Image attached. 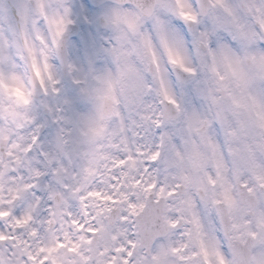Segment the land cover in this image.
Returning a JSON list of instances; mask_svg holds the SVG:
<instances>
[{
	"label": "snow or ice",
	"instance_id": "snow-or-ice-1",
	"mask_svg": "<svg viewBox=\"0 0 264 264\" xmlns=\"http://www.w3.org/2000/svg\"><path fill=\"white\" fill-rule=\"evenodd\" d=\"M0 264H264V0H0Z\"/></svg>",
	"mask_w": 264,
	"mask_h": 264
}]
</instances>
